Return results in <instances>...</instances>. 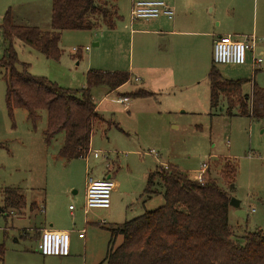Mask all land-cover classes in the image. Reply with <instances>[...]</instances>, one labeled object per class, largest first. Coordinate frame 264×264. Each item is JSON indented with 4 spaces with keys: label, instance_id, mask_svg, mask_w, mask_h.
Segmentation results:
<instances>
[{
    "label": "rangeland",
    "instance_id": "374dc122",
    "mask_svg": "<svg viewBox=\"0 0 264 264\" xmlns=\"http://www.w3.org/2000/svg\"><path fill=\"white\" fill-rule=\"evenodd\" d=\"M132 2L117 0L120 19L113 29L101 26L96 30L62 31L58 60L47 58L15 40L13 46L18 59L29 64L33 75L45 76L70 89L84 87L86 72L90 69L130 73V65L134 66L141 52L139 34H132L131 30L149 28L145 24L139 25L144 20L131 19ZM7 10L17 25L50 30L51 0H0V24ZM251 22L248 17L246 25ZM2 41L0 35V58L7 46ZM73 47L78 50L72 51ZM176 47L194 57L188 69L199 91L196 100H189L187 91L178 94L174 93L175 90L155 97H135L132 93L144 87L132 76L129 82L112 91L105 86L96 87L91 94L103 121L93 129L88 154L69 161L58 156L62 132L49 143L44 141L45 110L39 111L40 118L35 124L22 108H15L12 115L9 114L1 68L0 191L5 187L15 188L25 197L26 206L24 211L7 209V213H13H0L1 226L8 227L3 234L0 232V242L6 249L0 264H97L104 257L110 238L107 228L162 205V187L158 183L154 186L155 194L150 197L144 194L146 176L157 165L172 164L193 178L198 175L201 164L206 163L211 177L231 197L240 201L239 207L246 215L244 219L230 210L228 220L233 235L264 230V117L239 115L238 107L228 115L224 99L217 108H210L208 91H203L208 70L214 65L208 37L192 36L176 43ZM255 56L262 60L255 69L248 62L250 50L244 66H214L223 79L246 80L242 93L249 96L253 83L264 89V56ZM124 95L129 98L125 104L120 101ZM151 150L157 156L150 154ZM95 151L99 154L97 158L93 156ZM227 158L236 164L235 179L230 184L225 183L219 174ZM107 171L112 174L110 179L114 188L109 208L100 209L104 212V216H100L104 222L96 231L99 237L91 240L85 248L76 245L73 249L71 235L70 258L62 262L56 256H42L37 248L40 232L35 228H48L47 219L53 213L90 235L82 218L71 216V213L75 214L84 204L88 178L102 179ZM34 202L42 207V211L30 210ZM69 205L74 209L71 213L68 212ZM120 239L118 236L115 245Z\"/></svg>",
    "mask_w": 264,
    "mask_h": 264
},
{
    "label": "trees",
    "instance_id": "16d2710c",
    "mask_svg": "<svg viewBox=\"0 0 264 264\" xmlns=\"http://www.w3.org/2000/svg\"><path fill=\"white\" fill-rule=\"evenodd\" d=\"M117 0H51L50 30L17 25L7 10L0 24L5 43L0 58V71L5 80V102L10 115L13 109L27 111V118L35 124L39 111L47 114L43 137L49 143L58 133L63 140L58 156L65 160L85 157L93 129L103 118L96 110L92 89L105 86L110 91L128 82V71L88 70L85 86L64 88L45 76L29 71V64L20 61L14 49L19 40L45 57L58 60V46L64 30H96L101 26L113 29L120 19ZM209 105L217 108L225 100L226 114L238 107V114L250 118L264 117V89L253 83L251 94L242 93L246 80L223 79L211 65ZM152 93L139 88L132 95L146 97ZM228 159V158H227ZM225 159L219 174L225 183H232L236 164ZM155 183L162 187L161 206L107 228L110 238L105 256L98 264H264V230L256 229L242 236L233 235L229 225V193L211 177L209 167L202 174V182L193 179L176 166L157 165L148 172L144 194H155ZM1 210L21 211L25 197L15 188L0 191ZM119 244L115 245L117 237ZM5 247L0 244V261Z\"/></svg>",
    "mask_w": 264,
    "mask_h": 264
},
{
    "label": "crops",
    "instance_id": "0c3cea01",
    "mask_svg": "<svg viewBox=\"0 0 264 264\" xmlns=\"http://www.w3.org/2000/svg\"><path fill=\"white\" fill-rule=\"evenodd\" d=\"M167 1L174 9V16L172 19L160 16V18L165 21H158L156 18L144 20L142 24L139 25L145 24V26H148L149 28L145 27V29L142 30H131L132 34H135V32L139 34L138 41L140 43L139 47L141 52H139L140 55L138 54L136 57L134 66H132V64L130 65V75L135 81L138 80L141 82L144 87L142 89L152 93L150 96L155 97L156 94H163V92L166 91L167 93H170L172 90H175L174 93L178 94L187 91L190 93L189 100H196L199 91L196 88V82L191 80L192 72L188 69V65L192 62L194 57L186 50L176 47V43L192 36L200 39L203 36L208 37L212 47L213 41L222 35H229L237 40L253 36L255 37V41L253 48L250 50V61L248 62H251L254 69L258 66V64H254L255 55L264 56V0ZM248 17L252 19L250 25H246ZM164 23L165 27H167L166 29H164ZM178 39H180V41H178ZM95 44L97 45L98 43ZM195 50L196 48L194 51ZM246 64L247 63L245 62L243 65L234 66L240 67ZM223 75L225 74L223 73ZM236 75L239 74L236 73ZM204 90L208 91L207 96L209 101L208 80L203 91ZM111 176L112 174L107 171V173H104L103 178H111ZM115 184H118V182ZM80 208L81 209L76 211L75 214L71 213L74 209L69 208L68 212L71 213V216L82 218L84 228H89V236L87 235V232L85 233L84 231L83 238H79L78 233L82 228H77L72 222L66 221L62 216L56 213L51 214L47 219L49 223L48 228H35L36 232L39 231L41 233L44 229L67 231L70 233V239L71 235L74 239L73 249L76 245H82L83 248H85L91 240L95 237H99L97 230L102 227L104 222V219L102 220L100 218L101 215L104 216V212H100L101 208H90L85 211L84 204ZM24 209L25 207L21 211H24ZM37 209L42 211V207L39 204L34 202L30 205V210ZM230 210L235 211V208L230 206L229 212H231ZM0 213L6 214L7 211L1 210L0 207ZM10 213L12 214L13 212L9 211L7 215ZM7 228V225L1 226L0 224V232H2V234ZM69 255L64 258L59 257L58 260L62 262L63 260L70 258ZM2 262L3 260L0 261V263Z\"/></svg>",
    "mask_w": 264,
    "mask_h": 264
},
{
    "label": "built area",
    "instance_id": "2783aa9c",
    "mask_svg": "<svg viewBox=\"0 0 264 264\" xmlns=\"http://www.w3.org/2000/svg\"><path fill=\"white\" fill-rule=\"evenodd\" d=\"M132 20H149L160 16L172 19L174 16L173 6L165 0H133L130 11ZM255 37L237 40L229 35L219 36L213 41L212 62L214 65L233 64L243 65L247 60V52L254 46ZM88 47H85L87 50ZM73 47L72 51H77ZM261 58H254V64H260ZM120 101L127 103L129 98L123 96ZM150 154L157 156L151 150ZM95 158L99 157L97 151ZM206 163L201 164L198 175L193 177L198 182H202V174L207 170ZM114 188V183L110 178L92 179L88 178L85 190V211L90 208L107 209L110 206V194ZM72 208L71 206L69 207ZM12 212V211H11ZM84 232L78 233L79 238H83ZM70 233L53 229H44L40 233L38 241V252L42 256L66 257L70 254Z\"/></svg>",
    "mask_w": 264,
    "mask_h": 264
},
{
    "label": "water",
    "instance_id": "95a60500",
    "mask_svg": "<svg viewBox=\"0 0 264 264\" xmlns=\"http://www.w3.org/2000/svg\"><path fill=\"white\" fill-rule=\"evenodd\" d=\"M229 205L233 208H235V214L237 216L243 217L246 219V215L244 211L239 207L240 206V201L235 199L234 197H230Z\"/></svg>",
    "mask_w": 264,
    "mask_h": 264
}]
</instances>
